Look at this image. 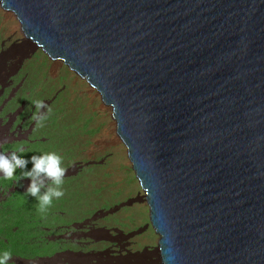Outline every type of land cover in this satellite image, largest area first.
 Wrapping results in <instances>:
<instances>
[{
	"label": "water",
	"instance_id": "obj_1",
	"mask_svg": "<svg viewBox=\"0 0 264 264\" xmlns=\"http://www.w3.org/2000/svg\"><path fill=\"white\" fill-rule=\"evenodd\" d=\"M0 8L110 108L159 264H264V0Z\"/></svg>",
	"mask_w": 264,
	"mask_h": 264
},
{
	"label": "rangeland",
	"instance_id": "obj_2",
	"mask_svg": "<svg viewBox=\"0 0 264 264\" xmlns=\"http://www.w3.org/2000/svg\"><path fill=\"white\" fill-rule=\"evenodd\" d=\"M22 39L14 15L0 8V65L21 61L17 79H25L19 90L27 85V101H49L52 110L43 126H37L45 143L31 145L24 157L55 151L71 175L64 178V195L45 213L37 210L34 197L18 194L9 199L18 234L30 241L40 237L43 244L35 250L47 255L61 249L87 252L75 258L90 257V264H159L158 236L150 226L125 146L115 133L110 108L63 62L49 59ZM31 167L29 163L26 170ZM128 200L129 205L104 215Z\"/></svg>",
	"mask_w": 264,
	"mask_h": 264
},
{
	"label": "clouds",
	"instance_id": "obj_3",
	"mask_svg": "<svg viewBox=\"0 0 264 264\" xmlns=\"http://www.w3.org/2000/svg\"><path fill=\"white\" fill-rule=\"evenodd\" d=\"M22 42L33 46L30 42H25L24 37ZM33 104L35 105L33 119L38 127L43 126L44 121L48 119L52 110L41 99L34 100ZM23 151L22 147H17L15 150L7 152L0 151V183L9 186L10 180L18 177V185L25 188L26 183L23 184L20 178H28L30 181L25 193L14 192L15 194H11L10 192L7 195L6 192H0V242L2 243L0 264H57L58 262L64 264V259H66L67 264H90V257L78 260L75 258L78 252L73 250L65 253L62 259L51 258L45 260V257L51 254L47 255L43 251L35 250L36 248L34 247L43 244L40 237L30 241V238L18 234L19 232L15 228L16 224L13 221V210L9 206L10 200H15L18 194L28 195L35 198L39 212H47L53 200L64 195L62 185L67 171L66 167L62 166L63 157L55 151L31 155L28 158L24 157V153L27 150ZM29 163H31L32 167L26 170V166ZM17 169H19L18 174H14ZM104 215H106L105 212Z\"/></svg>",
	"mask_w": 264,
	"mask_h": 264
},
{
	"label": "flooded vegetation",
	"instance_id": "obj_4",
	"mask_svg": "<svg viewBox=\"0 0 264 264\" xmlns=\"http://www.w3.org/2000/svg\"><path fill=\"white\" fill-rule=\"evenodd\" d=\"M19 61L18 65H0V151H12L17 147H22L24 151L33 144L45 143L46 139L41 137L33 119L35 105L28 100L27 85L19 90L25 76L17 79L19 71L22 68ZM4 70L2 75L1 70ZM30 87V82H29ZM27 93V94H26ZM49 105V101L45 102ZM30 107V108H28ZM21 154V153H20ZM19 169L14 174H18ZM71 175L66 173L65 176ZM15 178V177H14ZM10 180V185L0 183V192H6L7 195L16 193H25L29 184L28 178H20V181L26 187H20L18 177ZM68 250L56 249L45 260L55 258L62 259ZM83 252V251H82ZM78 252V255H88L87 252Z\"/></svg>",
	"mask_w": 264,
	"mask_h": 264
},
{
	"label": "bare ground",
	"instance_id": "obj_5",
	"mask_svg": "<svg viewBox=\"0 0 264 264\" xmlns=\"http://www.w3.org/2000/svg\"><path fill=\"white\" fill-rule=\"evenodd\" d=\"M119 139V138H118Z\"/></svg>",
	"mask_w": 264,
	"mask_h": 264
}]
</instances>
